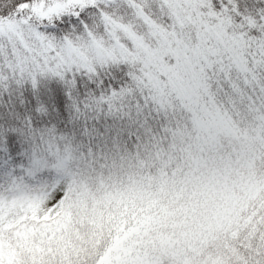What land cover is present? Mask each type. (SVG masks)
<instances>
[{
	"label": "snow or ice",
	"instance_id": "6c2138e0",
	"mask_svg": "<svg viewBox=\"0 0 264 264\" xmlns=\"http://www.w3.org/2000/svg\"><path fill=\"white\" fill-rule=\"evenodd\" d=\"M0 264H264V0H0Z\"/></svg>",
	"mask_w": 264,
	"mask_h": 264
}]
</instances>
